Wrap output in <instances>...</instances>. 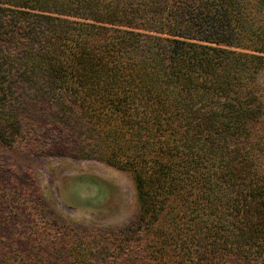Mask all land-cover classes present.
<instances>
[{
  "label": "trees",
  "instance_id": "obj_1",
  "mask_svg": "<svg viewBox=\"0 0 264 264\" xmlns=\"http://www.w3.org/2000/svg\"><path fill=\"white\" fill-rule=\"evenodd\" d=\"M252 8L251 0H0V142L132 171L148 220L180 195L183 177L220 191L230 140L252 139L264 121V23ZM223 168L228 189L238 169ZM249 195L242 227L226 213L188 212L186 234L210 264H264V180ZM226 198L225 210L239 203ZM171 224L172 247L181 246ZM198 244L186 245L189 260Z\"/></svg>",
  "mask_w": 264,
  "mask_h": 264
},
{
  "label": "rangeland",
  "instance_id": "obj_2",
  "mask_svg": "<svg viewBox=\"0 0 264 264\" xmlns=\"http://www.w3.org/2000/svg\"><path fill=\"white\" fill-rule=\"evenodd\" d=\"M261 2L251 0V15L264 23V10L254 8ZM258 85L264 104V69ZM230 141L231 151L217 170L220 191L205 192L194 177H183L177 188L180 195L168 196L158 220L140 216L130 170L98 159L0 142V264H210L201 241L191 243L186 234L188 212L199 208L192 217L211 213V220L226 213L242 227L245 217L250 218L251 182L264 180V121L252 139ZM225 164L238 169L228 189ZM226 197L239 203L225 210ZM172 222L185 239L181 246L172 247L176 233ZM209 224L213 226L212 221ZM189 243H199L200 248L192 260L185 249Z\"/></svg>",
  "mask_w": 264,
  "mask_h": 264
}]
</instances>
